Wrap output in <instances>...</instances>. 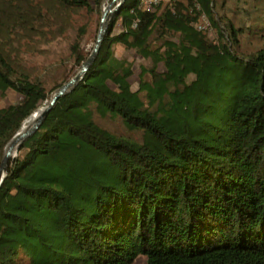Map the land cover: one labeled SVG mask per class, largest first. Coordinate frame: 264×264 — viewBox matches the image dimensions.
I'll return each mask as SVG.
<instances>
[{"label":"trees","instance_id":"obj_1","mask_svg":"<svg viewBox=\"0 0 264 264\" xmlns=\"http://www.w3.org/2000/svg\"><path fill=\"white\" fill-rule=\"evenodd\" d=\"M197 1L169 0L137 25L140 0L113 14L83 77L10 159L0 264H130L140 253L148 264H264V45L240 53L243 27ZM83 9L89 0H0V87L22 95L0 107V163L52 94L22 53ZM255 28L264 34V17ZM86 30L72 43L83 63ZM120 43L141 55L136 84Z\"/></svg>","mask_w":264,"mask_h":264},{"label":"rangeland","instance_id":"obj_2","mask_svg":"<svg viewBox=\"0 0 264 264\" xmlns=\"http://www.w3.org/2000/svg\"><path fill=\"white\" fill-rule=\"evenodd\" d=\"M89 1L92 4V9H83L82 13L77 14L74 17V26L66 31L64 35L53 37L43 44H39L35 49L26 48L22 53L24 65L31 70L34 76L46 81L52 93L77 74L84 64L75 58L72 52V43L84 25L87 26V30L82 43L83 51L87 52V56L92 53L97 44L96 40L102 25L101 19L104 13V5L105 2H110L111 0H102L101 4L97 3L96 0ZM214 1L216 4V15L221 20L232 21L236 27H243L239 34V41L233 45L236 50L240 53L250 54L264 45V34H261L255 28V25L263 21L264 0ZM121 16L117 18L118 22L114 29L116 32L123 28V23H121L120 19ZM210 28L212 32L216 31L214 25H210ZM116 48L119 55L128 54L130 60L135 63L128 77L131 82L136 84L141 69L138 62L141 59V55L136 52L126 51L127 46L124 43L117 44ZM120 90L130 96L133 93L131 86L122 87ZM21 98V93L13 87H6V89L0 87V107L12 102H18ZM102 122L107 124L111 129L124 130V126L119 121L105 118ZM26 264L32 263L26 262ZM130 264H148L147 256L140 253Z\"/></svg>","mask_w":264,"mask_h":264},{"label":"water","instance_id":"obj_3","mask_svg":"<svg viewBox=\"0 0 264 264\" xmlns=\"http://www.w3.org/2000/svg\"><path fill=\"white\" fill-rule=\"evenodd\" d=\"M125 0H111L109 2V6L106 10H104L102 19H101V27L99 31L98 38L96 40V46L92 53L87 57V59L84 61V64L81 68V70L75 74L73 77H71L68 81H66L60 88H58L56 91H54L49 99V101L46 103V106L42 108V112L37 116L31 123H29L26 128H19V130L15 133L13 138L9 141L11 144L10 148L6 149L4 155L1 160V166H0V187L2 185V182L8 172L9 169V162L12 156L17 155V152L19 150V147L21 145V142L26 139L31 133H33L39 126L42 120L46 117V114L49 112V110L55 105V102L61 98L65 92L73 88L77 82L83 77L85 74V71L89 68L91 61L97 54L98 50L101 48L102 45V39L106 31L108 30V27L110 26V19L112 15L119 11L122 6L123 2ZM38 110V109H37ZM30 116V115H29ZM27 119V118H26ZM25 119V120H26ZM24 120V121H25ZM23 121V122H24ZM22 122V123H23ZM8 145V144H7ZM6 145V147H7Z\"/></svg>","mask_w":264,"mask_h":264},{"label":"built area","instance_id":"obj_4","mask_svg":"<svg viewBox=\"0 0 264 264\" xmlns=\"http://www.w3.org/2000/svg\"><path fill=\"white\" fill-rule=\"evenodd\" d=\"M169 0H140V10L138 13V18L135 20V25L138 24L143 12L147 9H150L154 6H159L162 4H166ZM197 1V0H196ZM197 6H200V1H197ZM208 27V21L205 15L202 16V22L198 23V28L200 30H204ZM18 154V153H17Z\"/></svg>","mask_w":264,"mask_h":264},{"label":"bare ground","instance_id":"obj_5","mask_svg":"<svg viewBox=\"0 0 264 264\" xmlns=\"http://www.w3.org/2000/svg\"><path fill=\"white\" fill-rule=\"evenodd\" d=\"M108 6H109V2H105L104 10H106ZM43 107L39 108L38 110H35L30 116H28L27 119L22 123L21 128H26V126H28L29 123H31L37 116H39V114L42 112ZM10 146L11 144L8 143L6 149L10 148Z\"/></svg>","mask_w":264,"mask_h":264}]
</instances>
